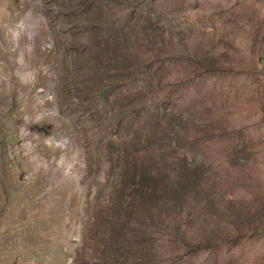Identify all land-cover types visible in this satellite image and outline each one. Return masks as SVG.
<instances>
[{
    "label": "rangeland",
    "instance_id": "374dc122",
    "mask_svg": "<svg viewBox=\"0 0 264 264\" xmlns=\"http://www.w3.org/2000/svg\"><path fill=\"white\" fill-rule=\"evenodd\" d=\"M157 162L201 244L125 257L99 203ZM0 264H264V0H0Z\"/></svg>",
    "mask_w": 264,
    "mask_h": 264
},
{
    "label": "trees",
    "instance_id": "16d2710c",
    "mask_svg": "<svg viewBox=\"0 0 264 264\" xmlns=\"http://www.w3.org/2000/svg\"><path fill=\"white\" fill-rule=\"evenodd\" d=\"M176 160L172 158L170 162L178 164ZM157 165L158 162L150 163L133 174L124 172L120 183H116L99 203L107 220L103 236L109 241L111 251L125 254V257L132 252L141 259L149 251L158 255L159 242L168 234L180 243L200 246L201 243L193 241L183 227L185 203L191 200L187 195L190 189L176 185L183 172L175 168L163 172ZM164 180L169 182L167 187L161 185ZM192 194L198 198L195 189ZM194 202L201 203L200 199ZM148 237L153 241L148 242Z\"/></svg>",
    "mask_w": 264,
    "mask_h": 264
}]
</instances>
